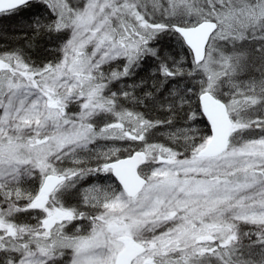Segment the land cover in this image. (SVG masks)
I'll list each match as a JSON object with an SVG mask.
<instances>
[{"label": "snow or ice", "instance_id": "1", "mask_svg": "<svg viewBox=\"0 0 264 264\" xmlns=\"http://www.w3.org/2000/svg\"><path fill=\"white\" fill-rule=\"evenodd\" d=\"M0 264H264V0H0Z\"/></svg>", "mask_w": 264, "mask_h": 264}]
</instances>
